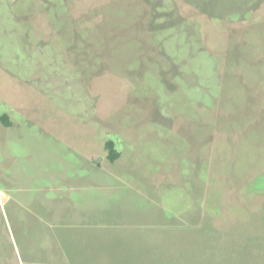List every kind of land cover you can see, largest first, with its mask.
Masks as SVG:
<instances>
[{"label":"rangeland","instance_id":"rangeland-1","mask_svg":"<svg viewBox=\"0 0 264 264\" xmlns=\"http://www.w3.org/2000/svg\"><path fill=\"white\" fill-rule=\"evenodd\" d=\"M3 114L0 264H67L38 189L88 156L121 213L70 264H264V0H0Z\"/></svg>","mask_w":264,"mask_h":264},{"label":"crops","instance_id":"crops-1","mask_svg":"<svg viewBox=\"0 0 264 264\" xmlns=\"http://www.w3.org/2000/svg\"><path fill=\"white\" fill-rule=\"evenodd\" d=\"M89 157H82L86 162L79 167H66L63 175H50L45 179V185L38 189L44 196L41 198L45 204L44 215L49 217L46 219L48 231L57 240L56 248L44 244L45 258L50 256L52 263H59L57 259H61L70 264L73 258H80L76 247L71 246L78 238L76 234L81 235L79 230L105 227L116 222L118 210L108 208L105 204L109 202L106 199L109 195L101 201L100 193L114 195L117 179L114 174L108 175L107 168H103L100 161ZM14 189L11 184L6 192H0V211H18L21 203L32 207L34 197L26 195L21 199L13 194Z\"/></svg>","mask_w":264,"mask_h":264},{"label":"trees","instance_id":"trees-1","mask_svg":"<svg viewBox=\"0 0 264 264\" xmlns=\"http://www.w3.org/2000/svg\"><path fill=\"white\" fill-rule=\"evenodd\" d=\"M212 9L215 10V8H212ZM246 12L247 13H251V9L247 10ZM215 15H217V14H215ZM232 15L235 16V17H237V18L243 16L242 14H239V13H233ZM4 117H6V114L0 115V119H3ZM107 148L109 149L110 158L111 159H115V158L118 157L119 151L116 149L114 141H112V140L108 141L107 142Z\"/></svg>","mask_w":264,"mask_h":264}]
</instances>
